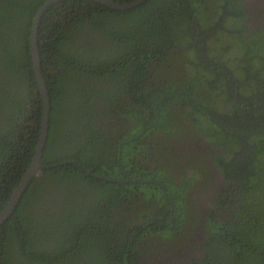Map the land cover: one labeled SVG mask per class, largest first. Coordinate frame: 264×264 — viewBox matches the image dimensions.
<instances>
[{
	"label": "trees",
	"instance_id": "16d2710c",
	"mask_svg": "<svg viewBox=\"0 0 264 264\" xmlns=\"http://www.w3.org/2000/svg\"><path fill=\"white\" fill-rule=\"evenodd\" d=\"M47 1L0 0V213L39 142L43 98L31 28ZM64 3L71 5L62 10ZM247 10L243 0H146L120 12L90 0H65L45 12L38 29L51 100L44 169L0 227V264H264V161L255 158L264 155V120H255L264 115V65L252 66V60H264V23L251 31ZM225 39L229 44L219 47ZM190 52L200 65L197 77L181 80L177 68L158 63L152 72L137 65L140 92L130 93L133 84L122 79L124 60L154 57L173 60V67L190 60ZM208 60L223 66L225 60L249 61L251 76L242 81L231 70L225 80L207 84L201 69ZM186 106L192 108L189 116L183 114ZM104 110L137 121L136 128H125L116 119L109 148L99 144L94 128ZM235 115L250 122L227 124ZM182 116L212 147L229 154L230 159L213 157L226 182L234 183L226 212L202 216L200 204L189 203L192 184L204 188L213 182L209 170L189 177L182 156L164 152L166 142L156 152L145 150L146 129V135L171 134L174 127V137L182 139ZM240 157L245 165L233 171L231 166L243 164ZM199 226L202 240L192 243L195 249L186 257L179 245Z\"/></svg>",
	"mask_w": 264,
	"mask_h": 264
},
{
	"label": "flooded vegetation",
	"instance_id": "af4514ba",
	"mask_svg": "<svg viewBox=\"0 0 264 264\" xmlns=\"http://www.w3.org/2000/svg\"><path fill=\"white\" fill-rule=\"evenodd\" d=\"M65 0H61L59 1L64 2ZM92 1V0H90ZM114 1L117 4H121V5H130L132 2H126V3H122L121 1H115V0H111ZM126 1H130V0H126ZM58 2V3H59ZM96 2V1H93ZM136 2V1H135ZM244 4H246L247 6V14H248V26L249 29L251 31L257 32L260 28L263 27V23H264V0H247V2H245V0H243ZM96 3H100V2H96ZM102 4V3H101ZM71 4H69L68 6L66 5V3H64L63 5H61V9L64 10L66 8H69ZM104 5V4H103ZM106 6V5H104ZM108 7V6H107ZM138 7V6H137ZM110 9H112L113 11H130L132 8L129 9H124V10H118V9H114L109 7ZM64 21V20H63ZM218 44V43H217ZM220 45V44H219ZM182 47V51H180L182 54L186 53L184 51L185 45H181ZM228 47H226L227 49ZM228 54V56H233V52L231 49H227L225 50ZM216 54V53H214ZM214 54H212L214 56ZM186 55H190L191 58L190 60H179L180 63H176L172 66V62L173 60H156L154 59V57H148V60H137L134 59L132 60V64L131 61L129 60H124L123 61V65L125 66L126 70L122 69L121 72V76L122 74L125 72L124 76H122L123 80H127L129 81V84H133V88L134 90H132L130 93H137L141 91V87L135 82V78L136 75L138 74V68L137 65L139 64L140 66L142 65H149V70L150 72L153 71L154 67L153 65H156L158 63H161L164 66H168V68H177L178 74L181 77V80L186 78H192V77H197V74H200L199 69L197 68L199 65V62H197V60H194V58H192V56H194V52H190L189 54ZM138 56H140V52H138ZM217 56V55H216ZM133 58H135V55H132ZM145 58V57H144ZM230 58V57H229ZM163 61H166V63H164ZM223 61V60H222ZM228 61L224 66H223V62H219L218 60H208V63L206 64L207 61L202 62L204 65L201 69V71H203L202 77L204 80H206L207 84H211L213 80L215 81H223L225 80V77L227 76V74L233 70V74H239V77L242 81H245L247 79H249V77L251 76V69L253 68V65H264V60H252L254 61L252 66L249 64V61H244V60H225ZM259 63V64H257ZM166 64V65H165ZM246 65L250 67H248L246 69ZM256 66V67H257ZM249 70L250 73L248 74V72L246 70ZM246 71V72H245ZM256 72L259 74V72L256 70ZM241 74V75H240ZM248 74V75H247ZM152 77V74H148L146 77ZM158 78H161L160 75H158ZM251 81V80H250ZM207 84H202L205 89L207 88ZM184 85V84H183ZM123 87L126 88V91L128 92V89L126 87V84H123ZM98 89H93L91 91H95ZM227 93V91H225L223 93V95H225ZM237 95H235L236 97ZM225 100H226V104L227 106L232 110H234V106L232 104V98L230 99H226L225 96ZM235 101L237 102V98H235ZM251 107L249 108H242V110H249ZM191 107L190 106H186L185 108H183V114H186V116H189V112L191 111ZM147 111L146 109H142V107H138L137 111ZM236 111V109H235ZM43 113V111H42ZM189 117H185L182 116V120L180 122H183L184 125H186V130L184 134H181V138L180 140H178L177 138H175V135H178L177 132L174 129V132H172L171 134H161L159 132H152L150 131L148 135H146V130H144V132L142 131V135H145L144 139H149V141H147L145 143V141H143V145H145V150L147 149L148 151H158L162 146L163 143L166 142V147L164 149V152H167L171 155L172 158H178L179 156H182V162L184 163L183 165H187L185 166V171L189 174V177L193 176V173H195L197 170L200 169V171L202 172V174L204 175V170H209L210 174L213 177V182L208 185L206 187V190H204V188L202 186H196L195 184L191 185L190 190L192 191L190 198H189V203L190 205H197V202L200 204V214L203 216L205 214H208L209 211H214V210H218V212H226L228 210L225 209V211L223 210V207H227L230 202L233 200L232 195L235 193L234 192V183H229L226 182V180L223 178V171L221 170V168L216 164V162L213 161V157H215L216 155H223L225 156L227 159H230V157L228 158V155L223 153V151H221L220 149H217L215 147H212L211 144L205 139V137L201 134H199V132L197 130H195L196 126L193 123L192 120L188 119ZM200 118V117H198ZM246 117L245 121L243 119H237V116L235 115V119H232L231 121H227V124H240L238 127H243L245 122H250V119L247 120ZM117 120H123V124L122 126L125 128H136L137 127V121H135L136 118H127L125 116V113L123 111H119L118 115L115 117L110 116V113L108 111H102L100 116H99V121H95V126L94 128L97 129V131L99 132V140L100 143L104 145L105 148H109L110 146H112V142H107L106 139H109V137L111 136L112 132L114 131V127H115V121ZM201 119V118H200ZM255 120H264V115L263 117H259L257 116L255 118ZM42 121V120H41ZM37 124V125H36ZM33 126V124H32ZM34 126L38 127V123H35ZM40 130H41V125H40ZM191 133H194L195 138L191 139ZM40 136V135H39ZM173 136V137H172ZM159 140V142L157 141ZM134 141V140H132ZM184 141V142H183ZM147 147V148H146ZM104 151L106 152L107 149H104ZM149 154V153H148ZM148 154H145V156H148ZM263 154H256L255 158L257 157V159H260L261 161H264L263 156H261ZM144 157V156H143ZM236 158V157H235ZM142 159V156H141ZM239 159L240 162H242L243 164H239L238 162V167L237 166H231V169L233 171H239L242 167V165L244 166L245 162H243L240 158ZM203 164V165H202ZM194 165V167L192 168V166ZM205 166V167H204ZM79 167H81L83 171L90 173V171L82 166L79 165ZM150 168V167H147ZM173 168H175V165H173ZM176 170V169H175ZM91 174V173H90ZM199 179L198 181H204V176L200 175V172L197 173ZM98 179H102V177L97 176ZM108 181H113L112 179H107ZM129 181H127L128 183ZM227 188V189H226ZM223 206H222V205ZM199 206V205H198ZM220 206V207H219ZM161 207L160 205L155 206V211H160L157 210L156 208ZM224 216H220V220L223 221ZM203 227L199 226L197 229L194 230L193 235L194 237H192L191 239H188L187 242L185 244H180L179 246L184 247V253L185 256L188 257L192 251V249H195V247H192V243H195L196 239H200L202 240V235H203ZM196 244V243H195Z\"/></svg>",
	"mask_w": 264,
	"mask_h": 264
},
{
	"label": "water",
	"instance_id": "95a60500",
	"mask_svg": "<svg viewBox=\"0 0 264 264\" xmlns=\"http://www.w3.org/2000/svg\"><path fill=\"white\" fill-rule=\"evenodd\" d=\"M61 0H48L36 13V16L33 21V25L31 28V51H32V57H33V63H34V69L37 76V81L39 84V92L43 98V113H42V122H41V130H40V136H39V142L36 148V154L33 158V161L21 179L20 183L18 184L17 188L14 190L13 195L11 196L7 206L3 209V211L0 213V227L2 224L10 218L19 204L26 188L28 187L29 183L32 181V179L36 176H38L39 172H41L44 169V166L42 165V158L44 149L46 146V142L49 135V126H50V120H51V100L49 95V89L47 87L46 80L42 73V65H41V59H40V49L38 44V29L41 22V19L45 12L55 3H58ZM96 2H100L108 7L118 9V10H124L129 9L132 7H137L144 3L146 0H137L136 2L130 4V5H121L117 4L114 1L111 0H92Z\"/></svg>",
	"mask_w": 264,
	"mask_h": 264
},
{
	"label": "rangeland",
	"instance_id": "374dc122",
	"mask_svg": "<svg viewBox=\"0 0 264 264\" xmlns=\"http://www.w3.org/2000/svg\"><path fill=\"white\" fill-rule=\"evenodd\" d=\"M246 1V0H245ZM229 42L230 41H228L227 39H225V40H222L221 42H220V45H219V47H225V46H227L228 44H229ZM204 190H206V187H204Z\"/></svg>",
	"mask_w": 264,
	"mask_h": 264
}]
</instances>
